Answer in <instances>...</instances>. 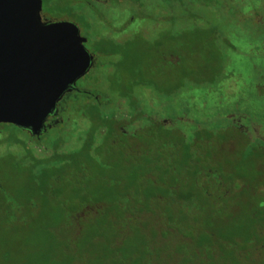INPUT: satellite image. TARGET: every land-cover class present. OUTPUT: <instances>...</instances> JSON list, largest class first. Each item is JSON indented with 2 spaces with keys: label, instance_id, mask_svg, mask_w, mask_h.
Returning a JSON list of instances; mask_svg holds the SVG:
<instances>
[{
  "label": "trees",
  "instance_id": "16d2710c",
  "mask_svg": "<svg viewBox=\"0 0 264 264\" xmlns=\"http://www.w3.org/2000/svg\"><path fill=\"white\" fill-rule=\"evenodd\" d=\"M167 3L145 16L155 32L95 44L92 88L67 91L39 136L0 125V264H264V136L173 107L226 81L235 47L194 3Z\"/></svg>",
  "mask_w": 264,
  "mask_h": 264
},
{
  "label": "water",
  "instance_id": "95a60500",
  "mask_svg": "<svg viewBox=\"0 0 264 264\" xmlns=\"http://www.w3.org/2000/svg\"><path fill=\"white\" fill-rule=\"evenodd\" d=\"M42 0H0V125L39 136L91 58L79 29L44 25Z\"/></svg>",
  "mask_w": 264,
  "mask_h": 264
},
{
  "label": "rangeland",
  "instance_id": "374dc122",
  "mask_svg": "<svg viewBox=\"0 0 264 264\" xmlns=\"http://www.w3.org/2000/svg\"><path fill=\"white\" fill-rule=\"evenodd\" d=\"M241 1H244L246 6H240ZM189 2L194 3L205 18L201 24L217 26L231 40L235 49L228 52L229 77L226 81L213 91L183 94L173 102V107L178 115L184 114L182 115L184 118L223 120L230 114L233 115L230 118H246L245 124L256 125L259 130L256 133L264 136V23L258 26L253 24L252 17L246 10L247 5L257 3L262 7L261 14L264 13V0H189ZM162 3L167 5L160 6L164 9L171 5L167 0H154L152 4ZM172 7L180 12L179 5L174 4ZM152 9L154 6L148 8L151 11L148 15H152ZM161 14L160 11L155 13L158 15L157 18ZM155 22V19L145 17L142 28L146 33L155 32L158 27ZM140 96L147 110L159 108L158 101L149 91H141ZM73 118H76L74 123L80 124L81 121L77 119L79 117ZM3 129L0 128V153L7 149ZM20 136L24 139L28 137L25 133Z\"/></svg>",
  "mask_w": 264,
  "mask_h": 264
},
{
  "label": "flooded vegetation",
  "instance_id": "af4514ba",
  "mask_svg": "<svg viewBox=\"0 0 264 264\" xmlns=\"http://www.w3.org/2000/svg\"><path fill=\"white\" fill-rule=\"evenodd\" d=\"M153 2L154 0H42L41 22L44 25L57 23L75 25L83 39L84 48L91 58L87 73L70 86L68 91H81L92 88L82 83V79L97 69L98 63L101 62L102 56L94 51L95 44L104 42L122 43L130 39L135 33L144 31L142 23L145 16L151 13L148 10L150 6H154V9H152L153 16H156L157 11L162 14H167L170 11L169 7H166L167 9L160 7L161 5L167 6L164 3L154 5ZM241 2L240 6H246L244 1ZM236 5L238 4L236 3ZM261 9L262 7L257 3H251L246 8L248 14L252 17V23L257 26L264 23V18H261L264 17V13L261 14ZM243 12L244 7L241 10L242 14ZM155 24L159 25L160 23L156 20ZM121 110H117L118 114H121ZM55 112L56 110L49 118L59 115L60 110ZM232 116L230 114L228 118Z\"/></svg>",
  "mask_w": 264,
  "mask_h": 264
}]
</instances>
